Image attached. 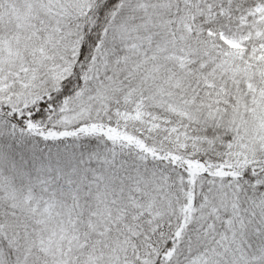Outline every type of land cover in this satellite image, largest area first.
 <instances>
[{
    "label": "snow or ice",
    "instance_id": "1",
    "mask_svg": "<svg viewBox=\"0 0 264 264\" xmlns=\"http://www.w3.org/2000/svg\"><path fill=\"white\" fill-rule=\"evenodd\" d=\"M0 264H264V0H0Z\"/></svg>",
    "mask_w": 264,
    "mask_h": 264
}]
</instances>
